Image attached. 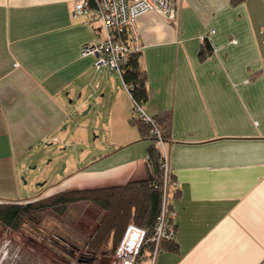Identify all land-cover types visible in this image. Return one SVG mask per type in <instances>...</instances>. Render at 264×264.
I'll use <instances>...</instances> for the list:
<instances>
[{"label": "crops", "instance_id": "1", "mask_svg": "<svg viewBox=\"0 0 264 264\" xmlns=\"http://www.w3.org/2000/svg\"><path fill=\"white\" fill-rule=\"evenodd\" d=\"M76 2L0 0V202L26 200L21 168L33 153L75 143L80 116L94 108L114 139L75 186L148 177L152 140L132 123L121 75L82 55L105 32L75 13ZM173 8L172 18L150 10L135 22L144 109L170 116L179 188L173 242L140 264H264V0H173ZM206 41L213 49L202 60Z\"/></svg>", "mask_w": 264, "mask_h": 264}, {"label": "trees", "instance_id": "2", "mask_svg": "<svg viewBox=\"0 0 264 264\" xmlns=\"http://www.w3.org/2000/svg\"><path fill=\"white\" fill-rule=\"evenodd\" d=\"M242 0H233L239 2ZM212 45L206 41L200 52V58L205 59L212 52ZM140 50H133L123 64V81L130 86L131 96L144 104L149 95L146 86V74L140 67ZM154 122L148 123L142 119L131 117L144 138L152 140L147 154L148 177L132 181L123 186L102 188L72 189L51 196L36 197L26 200L0 202V225L13 231H21L28 219L46 212V215L57 217L58 221L68 232H73L74 239L81 240L85 233L65 221L64 214L70 205L79 202H92L104 212L98 227L88 236L84 250L79 258L83 262L95 264L101 255L115 252L129 224H135L146 229L149 236L153 235L162 212L164 170L162 168L163 152L160 137L153 132L159 129L161 139L170 142L171 120L168 114L153 116ZM171 179L174 181L173 173ZM169 212L173 211L172 200L179 195L178 187H170ZM173 239L164 240L166 243ZM75 245V244H74ZM79 248L78 246H74Z\"/></svg>", "mask_w": 264, "mask_h": 264}, {"label": "rangeland", "instance_id": "3", "mask_svg": "<svg viewBox=\"0 0 264 264\" xmlns=\"http://www.w3.org/2000/svg\"><path fill=\"white\" fill-rule=\"evenodd\" d=\"M95 109L80 116V125L76 122L83 133L75 143L62 149L53 144L47 151L32 154L30 162L21 168L19 199L78 189L74 184L78 174L89 167L98 153L107 151L114 139L107 128L108 116H102L100 110L96 112ZM104 214L92 202L69 206L64 219L85 233L80 241L74 239L73 232L64 229L57 217L46 215V212L28 219L21 231L0 225V264H90L81 261L79 255ZM113 260L114 252L109 247L95 264H113Z\"/></svg>", "mask_w": 264, "mask_h": 264}, {"label": "built area", "instance_id": "4", "mask_svg": "<svg viewBox=\"0 0 264 264\" xmlns=\"http://www.w3.org/2000/svg\"><path fill=\"white\" fill-rule=\"evenodd\" d=\"M159 10L164 16L174 17L173 0H77L75 13L77 15H91L102 23L105 38L92 41L84 45L83 56H94L97 70L116 72L123 78L124 67L128 54L133 50H140L139 35L135 30V22L139 15ZM130 91V86L125 82ZM133 99L132 117L153 123V116L146 113L144 104ZM160 137L163 152L162 168L164 170V187L162 212L153 235L149 236L146 229L135 224H129L121 242L114 252L113 264H140L148 253L154 262L164 240L175 237L172 222L174 212H169L170 187H178V183L171 179L172 167L169 158L168 143L161 139L158 128L154 131Z\"/></svg>", "mask_w": 264, "mask_h": 264}]
</instances>
